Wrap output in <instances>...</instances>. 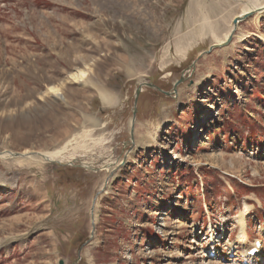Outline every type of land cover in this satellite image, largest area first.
<instances>
[{
	"label": "rangeland",
	"instance_id": "obj_1",
	"mask_svg": "<svg viewBox=\"0 0 264 264\" xmlns=\"http://www.w3.org/2000/svg\"><path fill=\"white\" fill-rule=\"evenodd\" d=\"M251 4L0 0V264H264Z\"/></svg>",
	"mask_w": 264,
	"mask_h": 264
},
{
	"label": "bare ground",
	"instance_id": "obj_2",
	"mask_svg": "<svg viewBox=\"0 0 264 264\" xmlns=\"http://www.w3.org/2000/svg\"><path fill=\"white\" fill-rule=\"evenodd\" d=\"M261 8V7H259ZM256 5H250L245 11L244 13L246 12H249L250 10L253 11V10H257L259 9ZM243 14V13H242ZM259 14V13H258ZM241 15V14H240ZM257 15V14H256ZM215 45V44H214ZM217 45V44H216ZM66 144L65 143L62 147H60L59 149H56V150H53V151H49V152H35V154H32L33 156L31 157H36L38 158L39 160L43 161V162H54V161H59L60 158L63 156V153L65 152V149H66ZM27 154H30V153H27ZM27 154H25L27 156ZM11 156H14V157H18V156H22L21 154L20 155H13L12 153L10 152H1L0 153V157L1 158H8V157H11ZM25 156V157H26ZM73 159V158H71ZM241 214V213H240ZM238 223L240 225V231L238 233V241L242 244H244L246 242V236H245V229H244V225H245V222L243 221V215H239L238 216ZM253 244L252 246L248 247L242 254V256H246L248 257V251L250 249L253 248Z\"/></svg>",
	"mask_w": 264,
	"mask_h": 264
},
{
	"label": "water",
	"instance_id": "obj_3",
	"mask_svg": "<svg viewBox=\"0 0 264 264\" xmlns=\"http://www.w3.org/2000/svg\"><path fill=\"white\" fill-rule=\"evenodd\" d=\"M262 11H264V7L260 8V9H257V10H253V11H249V12L243 13V14L237 16L236 18H234L233 21H232V24H233L232 31H231V33L228 35V37L226 38V40H225L223 43H221V44L211 45V46L209 47V49H208L207 51L204 52V54L210 53V52H211L213 49H215V48H222V47H226V46H228L229 43H230L231 40H232V37H233V35H234V32H235V30H236V28H237L238 23H240V22H242V21L248 19L249 17H252V16L255 15V14L261 13ZM180 82H181V80L178 81V82L175 84V86H174V92H175V88H176V86H177ZM142 86L149 87V88H152V89H156L157 91H159V89H157L156 87H154V86L151 85V84H141V85H139V87L136 89V91H135V96H137V95L140 93V91H141V87H142ZM166 94H168V93H166ZM131 132H132V128H131ZM16 155H18V154H16Z\"/></svg>",
	"mask_w": 264,
	"mask_h": 264
}]
</instances>
